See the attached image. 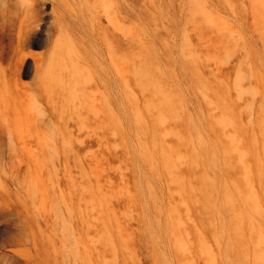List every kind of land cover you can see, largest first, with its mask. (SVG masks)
<instances>
[{"label": "rangeland", "instance_id": "obj_1", "mask_svg": "<svg viewBox=\"0 0 264 264\" xmlns=\"http://www.w3.org/2000/svg\"><path fill=\"white\" fill-rule=\"evenodd\" d=\"M67 1L75 57L0 60V105L36 113L0 264H264V0Z\"/></svg>", "mask_w": 264, "mask_h": 264}, {"label": "bare ground", "instance_id": "obj_2", "mask_svg": "<svg viewBox=\"0 0 264 264\" xmlns=\"http://www.w3.org/2000/svg\"><path fill=\"white\" fill-rule=\"evenodd\" d=\"M47 1L52 5L49 14H45L43 9L48 4ZM85 1L79 0L83 7ZM93 1L103 9L106 8V0ZM77 16L76 10L67 0H0V60L5 57L9 64L14 62L17 65L14 73L20 76L26 58L32 60L38 73L42 68L41 59L46 54L48 60L75 57L81 43L75 37L84 31ZM38 35H45L48 51L35 58L31 47L33 36ZM6 73V70L0 71L2 75ZM5 99L6 97L0 95V101ZM34 115L36 113L32 111L21 112L16 107L0 105V167L4 165L2 160L5 157L18 158L20 161L16 175L26 173L23 169L25 165L20 166L24 160L17 152L16 145H25L29 141L27 132L32 126L29 117Z\"/></svg>", "mask_w": 264, "mask_h": 264}]
</instances>
